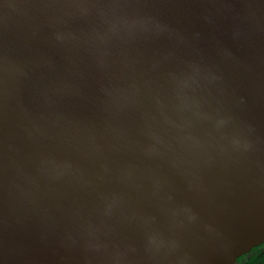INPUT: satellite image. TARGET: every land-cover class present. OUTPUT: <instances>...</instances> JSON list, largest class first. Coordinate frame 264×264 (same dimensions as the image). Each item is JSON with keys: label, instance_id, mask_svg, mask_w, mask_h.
Segmentation results:
<instances>
[{"label": "water", "instance_id": "water-1", "mask_svg": "<svg viewBox=\"0 0 264 264\" xmlns=\"http://www.w3.org/2000/svg\"><path fill=\"white\" fill-rule=\"evenodd\" d=\"M263 242L264 0H0V264Z\"/></svg>", "mask_w": 264, "mask_h": 264}, {"label": "flooded vegetation", "instance_id": "flooded-vegetation-1", "mask_svg": "<svg viewBox=\"0 0 264 264\" xmlns=\"http://www.w3.org/2000/svg\"><path fill=\"white\" fill-rule=\"evenodd\" d=\"M234 264H264V242L240 255Z\"/></svg>", "mask_w": 264, "mask_h": 264}]
</instances>
